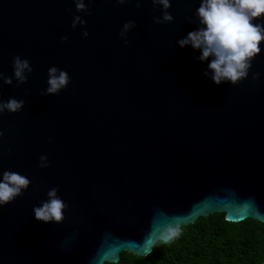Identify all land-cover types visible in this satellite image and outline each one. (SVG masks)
<instances>
[{
    "label": "water",
    "instance_id": "95a60500",
    "mask_svg": "<svg viewBox=\"0 0 264 264\" xmlns=\"http://www.w3.org/2000/svg\"><path fill=\"white\" fill-rule=\"evenodd\" d=\"M85 2L87 13L74 0H0V72L14 75L16 55L34 69L19 86L0 80V99L26 101L0 114V175L31 181L0 207V264L145 257L169 228L215 212L264 223V41L247 78L217 85L200 52L178 44L198 27L200 0H172L174 20L163 24L152 0ZM74 15L87 25L72 28ZM51 66L70 83L41 95ZM53 187L68 204L61 223L33 214Z\"/></svg>",
    "mask_w": 264,
    "mask_h": 264
},
{
    "label": "clouds",
    "instance_id": "9594fccd",
    "mask_svg": "<svg viewBox=\"0 0 264 264\" xmlns=\"http://www.w3.org/2000/svg\"><path fill=\"white\" fill-rule=\"evenodd\" d=\"M92 0H89V3ZM128 0H117L119 4H126ZM76 11H88V3L85 0H74ZM154 7L161 10L160 16L153 17L155 24L172 22L174 16L169 11L172 0H152ZM141 6V0H137V7ZM264 0H200L199 7L195 10L198 27L189 31L185 37L178 41L180 47L191 46L198 50L200 55L197 60L207 63L205 75L217 85L221 83L238 84L249 76L254 58L261 53V42L264 41ZM259 18V19H257ZM260 22H257V21ZM191 22V18H190ZM87 21L81 15H74L72 28L85 26ZM136 27V21L125 22L119 32L124 44L130 43L128 34ZM89 31L85 27L83 37H88ZM68 41L69 37H61ZM13 76L0 72V80L7 85L15 81L17 86L28 80V74L34 71L31 61L20 55L13 57ZM260 72L253 74L254 80H259ZM70 75L67 70L51 66L48 69V87L41 91V95L58 94L70 83ZM24 99L11 97L7 100L0 99V114L5 112L16 113L25 106ZM4 131L0 130V137ZM11 152V149L8 150ZM47 154L40 156L39 167L50 166ZM30 179L15 171L5 170L0 175V207L14 201L30 186ZM59 189L53 187L47 192V199L41 205L33 208L34 217L44 222L61 223L65 218V210L68 204L58 195ZM179 234L178 228H169L161 237L162 242L167 243Z\"/></svg>",
    "mask_w": 264,
    "mask_h": 264
},
{
    "label": "trees",
    "instance_id": "16d2710c",
    "mask_svg": "<svg viewBox=\"0 0 264 264\" xmlns=\"http://www.w3.org/2000/svg\"><path fill=\"white\" fill-rule=\"evenodd\" d=\"M177 228L178 235L157 242L149 255L124 251L118 262L106 264H264V223L256 219L230 222L215 212Z\"/></svg>",
    "mask_w": 264,
    "mask_h": 264
}]
</instances>
